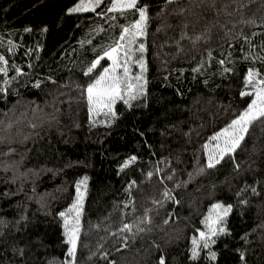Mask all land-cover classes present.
I'll return each mask as SVG.
<instances>
[{
	"label": "trees",
	"instance_id": "trees-1",
	"mask_svg": "<svg viewBox=\"0 0 264 264\" xmlns=\"http://www.w3.org/2000/svg\"><path fill=\"white\" fill-rule=\"evenodd\" d=\"M77 1L0 0L8 61L0 64V135L8 141L0 152L15 149L0 155V264H67L59 213L84 177L75 264H159L161 256L166 264H264V122L254 121L215 168L204 147L251 102L240 95L249 69L264 76V0H140L149 17L140 38L146 95L131 108L117 102L106 122L89 118L85 89L108 60L84 73L138 14L98 15L107 0L95 12H70ZM184 31L201 39H181ZM166 189L179 203L164 198ZM215 203L233 205L226 233L211 245L216 259L203 250L193 260L192 237ZM124 224L131 231L121 232Z\"/></svg>",
	"mask_w": 264,
	"mask_h": 264
},
{
	"label": "snow or ice",
	"instance_id": "snow-or-ice-1",
	"mask_svg": "<svg viewBox=\"0 0 264 264\" xmlns=\"http://www.w3.org/2000/svg\"><path fill=\"white\" fill-rule=\"evenodd\" d=\"M178 0H165L166 5H171L177 3ZM190 2L195 3L196 0H190ZM236 0H232L235 3ZM250 3H254L255 0H249ZM105 0H80V2L72 9L70 12H95ZM199 3H206L210 7H216L217 0H199ZM108 6L102 13H97L98 15L104 16L107 13H119L121 16L126 15L128 12H133L138 14V19L135 20L130 26H121V33L119 37L109 45L106 49H103V55L97 56V58L91 62L90 66L87 68L85 75L92 74L101 64V60L107 59L111 61L108 67H103L102 71L99 72L98 76L93 80L92 83L88 84L85 89L87 94V101L89 104V113L93 116L103 115L109 117L110 119H115L117 112L115 111V105L117 102H122L129 108L132 107V102L140 99L146 95L145 85L147 83L145 79V72L147 71L146 62L144 60V53L146 52L145 43L140 41L141 37L146 35L148 14L147 6L141 5L140 0H107ZM228 4H224V8L227 9ZM241 8L245 7L241 3ZM185 9L170 10L169 14H183ZM232 15V13H228ZM112 19H116V16H112ZM245 23H255V21H245ZM170 27V25H168ZM188 24L183 25L184 29L188 28ZM163 29H158L161 31ZM25 31H30V29H25ZM181 39H189L193 44L200 40L201 37L197 36L192 39L188 36L187 31L181 36ZM245 39H248L245 37ZM139 41V42H138ZM139 54L138 56L136 54ZM261 59H264L262 57ZM221 64L225 61L221 60ZM0 64L7 65L8 61L4 56L0 55ZM135 65L139 68V73H132V66ZM18 74H23L19 68L15 69ZM225 71H230V69H225ZM0 73L7 75V68L0 66ZM5 84L9 81H4ZM37 87L39 85H36ZM250 87L252 91H242L240 95L244 96H254L251 103L248 104L247 108L238 115L236 119H233L231 123L222 129L220 132L216 133L211 137L212 141H220L223 139V145L217 143L215 149L209 153L207 159V168H215L217 164L224 159L226 155H230L240 147L241 142L245 139V135L248 133L249 126L257 120L264 122V76L253 69H249L247 76L245 78V88ZM5 91L4 88H0V92ZM3 121H0V125ZM7 129L12 127L8 124ZM35 127V125H33ZM8 143L4 135H0V145ZM207 149L208 145H204ZM15 152V149L8 147L7 152H0V155H11ZM136 156L129 157L124 164L121 166V170L127 168L130 164L136 161ZM236 169H239L240 165H235ZM203 171V169H201ZM149 176L152 173L148 174ZM87 177L78 181L76 184V200L68 208L67 212H60L59 215L64 218L65 225V235L67 237V243L70 245L68 250L69 260L67 264H75L76 249H77V234L79 233L80 226V215L82 211V203L84 194L81 191V186H86ZM167 179H172L168 176ZM135 184L129 185L131 188ZM251 191L254 194H259L255 187H251ZM239 196L240 193H237ZM165 199H171L175 203H179L171 194V190H165L163 193ZM154 203H159L158 201H153ZM241 204H247V200H240ZM233 205L215 203L209 209L208 215L204 218L201 223L204 225V230L197 229V235L192 237V249L191 258L196 260L199 258L200 252L203 250L208 251V258L212 261L216 259V253L211 251V245L216 243L215 237L223 235L226 233V218L232 212ZM75 214L74 216L71 214ZM151 223V220L146 218L145 221ZM164 223H168L166 219ZM4 222L0 221V225ZM132 226L129 224H124L120 229L121 232L131 231ZM143 231V229H139ZM241 259H243V254H241ZM159 264H166V260L163 256L159 259Z\"/></svg>",
	"mask_w": 264,
	"mask_h": 264
},
{
	"label": "rangeland",
	"instance_id": "rangeland-1",
	"mask_svg": "<svg viewBox=\"0 0 264 264\" xmlns=\"http://www.w3.org/2000/svg\"><path fill=\"white\" fill-rule=\"evenodd\" d=\"M80 2V0H78L72 7H71V9L72 8H74L78 3ZM138 19V18H137ZM139 42V41H138ZM137 56H138V53L136 54ZM110 63H111V61H108V64H107V66H105V67H108L109 65H110ZM132 73L133 74H137V73H139V68L138 67H136L135 65H133L132 66ZM246 76H247V74H246ZM246 76H245V78H246ZM249 89H247V90H245V91H252V89L250 88V87H248ZM254 98V96L252 97V99ZM86 101H87V94H86ZM251 103V102H250ZM87 110H88V115H89V118L91 119V121H98V122H106L107 121V118H109V117H105V116H103L102 114L101 115H98V116H93V115H91L90 113H89V104H88V101H87ZM237 118V117H236ZM235 118V119H236ZM231 123V122H230ZM229 123V124H230ZM228 124V125H229ZM227 125V126H228ZM227 126H225V127H227ZM224 127V128H225ZM224 128H222V129H224ZM222 129H220L218 132H220ZM217 132V133H218ZM216 134V133H215ZM214 134V135H215ZM217 143H219V144H221V146L223 145V139H221L220 141H212L211 140V138L207 141V145H208V148L206 149L205 148V153H206V157H207V159H208V155H209V153L210 152H212L214 149H215V145L217 144ZM205 144V145H206ZM81 191L83 192V194H84V186H81ZM76 195H77V193H76V188H75V199H74V201H73V203L75 202V200H76ZM72 203V204H73ZM71 204V205H72ZM71 205H69L66 209H64V211L63 212H67V210H68V208L71 206ZM212 206V205H211ZM211 206H210V208H211ZM209 208V209H210ZM209 212V211H208ZM71 215H75L74 213L73 214H71ZM207 215H208V213H207ZM206 215V216H207ZM62 224H63V233H64V235H65V225H64V218H62ZM79 228H80V226H79ZM202 230H204V227H203V229ZM78 235V234H77ZM65 239H66V241H67V237H66V235H65ZM69 248H70V245H69Z\"/></svg>",
	"mask_w": 264,
	"mask_h": 264
}]
</instances>
